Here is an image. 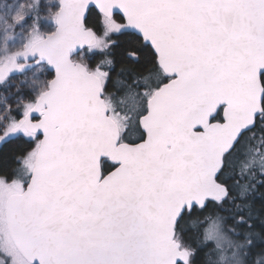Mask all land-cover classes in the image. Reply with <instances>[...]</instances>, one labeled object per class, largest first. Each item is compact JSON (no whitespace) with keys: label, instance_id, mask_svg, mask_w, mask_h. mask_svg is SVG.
Masks as SVG:
<instances>
[{"label":"snow or ice","instance_id":"6c2138e0","mask_svg":"<svg viewBox=\"0 0 264 264\" xmlns=\"http://www.w3.org/2000/svg\"><path fill=\"white\" fill-rule=\"evenodd\" d=\"M17 142L0 264H264V0H0Z\"/></svg>","mask_w":264,"mask_h":264},{"label":"trees","instance_id":"16d2710c","mask_svg":"<svg viewBox=\"0 0 264 264\" xmlns=\"http://www.w3.org/2000/svg\"><path fill=\"white\" fill-rule=\"evenodd\" d=\"M99 57H96L95 59H98ZM23 147H27V145L23 144L22 142H17L15 144H10L8 146H6L5 148H3L2 151L4 154H6L9 158L12 155H15L21 148ZM204 214H201V217H203ZM204 225L202 224V227Z\"/></svg>","mask_w":264,"mask_h":264},{"label":"rangeland","instance_id":"374dc122","mask_svg":"<svg viewBox=\"0 0 264 264\" xmlns=\"http://www.w3.org/2000/svg\"><path fill=\"white\" fill-rule=\"evenodd\" d=\"M51 27V24L49 22H44L43 23V30L47 31ZM19 83V78L13 80V84H18Z\"/></svg>","mask_w":264,"mask_h":264}]
</instances>
